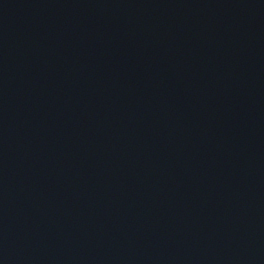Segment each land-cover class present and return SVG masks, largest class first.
I'll use <instances>...</instances> for the list:
<instances>
[{
  "label": "water",
  "instance_id": "obj_1",
  "mask_svg": "<svg viewBox=\"0 0 264 264\" xmlns=\"http://www.w3.org/2000/svg\"><path fill=\"white\" fill-rule=\"evenodd\" d=\"M0 264H127L109 0H0Z\"/></svg>",
  "mask_w": 264,
  "mask_h": 264
}]
</instances>
